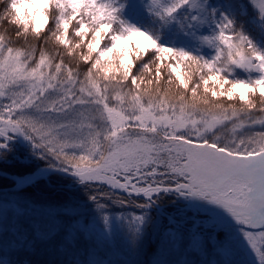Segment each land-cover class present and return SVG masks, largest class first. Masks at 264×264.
Here are the masks:
<instances>
[{"label": "snow or ice", "instance_id": "6c2138e0", "mask_svg": "<svg viewBox=\"0 0 264 264\" xmlns=\"http://www.w3.org/2000/svg\"><path fill=\"white\" fill-rule=\"evenodd\" d=\"M0 177V264H264V0H0Z\"/></svg>", "mask_w": 264, "mask_h": 264}, {"label": "trees", "instance_id": "16d2710c", "mask_svg": "<svg viewBox=\"0 0 264 264\" xmlns=\"http://www.w3.org/2000/svg\"><path fill=\"white\" fill-rule=\"evenodd\" d=\"M3 27L8 28L10 32L13 31V26H11V25H4ZM49 47L51 48L52 46L49 45ZM175 92H176V89L173 88L171 94H174ZM253 98L257 101V103H259V99L260 98L258 96L253 97ZM232 103L236 104V106L239 107V102L238 101H233ZM17 154L20 155L21 152L18 151ZM6 172L8 174H11V175L26 174L25 166L20 165L18 162L8 165V167L6 169ZM4 183H5V178L4 177H0V185H3ZM9 184H10V180H9ZM33 195L35 197H37V198L48 199V198H57L61 194L59 193V191L56 188L49 187L47 184H44V185H41L39 188L33 189ZM39 258H41V259H44V258L56 259L58 257L56 255L47 256V257L42 255Z\"/></svg>", "mask_w": 264, "mask_h": 264}, {"label": "rangeland", "instance_id": "374dc122", "mask_svg": "<svg viewBox=\"0 0 264 264\" xmlns=\"http://www.w3.org/2000/svg\"><path fill=\"white\" fill-rule=\"evenodd\" d=\"M149 256H150V254H149ZM41 257V256H40ZM120 258H123V257H120ZM141 259H147V258H149L148 256H142V257H140Z\"/></svg>", "mask_w": 264, "mask_h": 264}, {"label": "water", "instance_id": "95a60500", "mask_svg": "<svg viewBox=\"0 0 264 264\" xmlns=\"http://www.w3.org/2000/svg\"><path fill=\"white\" fill-rule=\"evenodd\" d=\"M11 176H13V175H9V174H8V177H11Z\"/></svg>", "mask_w": 264, "mask_h": 264}]
</instances>
